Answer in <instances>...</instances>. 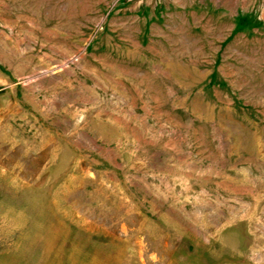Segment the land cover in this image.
Instances as JSON below:
<instances>
[{"label":"rangeland","instance_id":"374dc122","mask_svg":"<svg viewBox=\"0 0 264 264\" xmlns=\"http://www.w3.org/2000/svg\"><path fill=\"white\" fill-rule=\"evenodd\" d=\"M0 264H264V0H0Z\"/></svg>","mask_w":264,"mask_h":264}]
</instances>
